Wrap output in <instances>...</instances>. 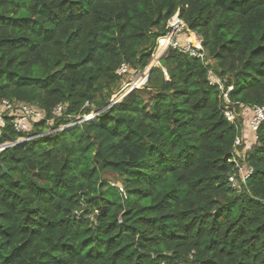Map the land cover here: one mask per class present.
<instances>
[{"label":"trees","instance_id":"obj_1","mask_svg":"<svg viewBox=\"0 0 264 264\" xmlns=\"http://www.w3.org/2000/svg\"><path fill=\"white\" fill-rule=\"evenodd\" d=\"M176 12L208 65L169 49L105 109ZM3 99L44 120L0 133V264H264V123L234 148L264 106V0H0Z\"/></svg>","mask_w":264,"mask_h":264},{"label":"built area","instance_id":"obj_2","mask_svg":"<svg viewBox=\"0 0 264 264\" xmlns=\"http://www.w3.org/2000/svg\"><path fill=\"white\" fill-rule=\"evenodd\" d=\"M161 47H164V49L160 53V55L162 54V56L166 54L169 49H173L189 58L200 60L203 64H205V66L208 65V62L206 61V54L202 46V39L198 36V34L187 29L186 24L179 17L178 12H176L175 15L168 21L167 32L161 39L158 40L157 48L155 50L154 55ZM154 55L152 57L151 62L153 61ZM159 59L160 58L157 59L154 65H158L157 62L159 61ZM146 69L142 72H137L140 73L137 76V81L140 78H142V81L136 89H138L139 87H143L146 83L147 77L146 75L144 76V72L146 71ZM116 74L121 78H125L127 76L126 74H128V68L125 65H122L119 70H117ZM134 84L135 82H132L131 84H126L123 88H121L119 92L127 90L126 88ZM210 85H216L219 87L220 91H223L221 83L212 74ZM232 89V87L228 88L227 91H225L223 94L224 100L226 102L224 116L230 123H234L236 121L235 114L230 109H228L227 105L229 103L228 94L232 91ZM127 93V91L123 92V94L125 95ZM86 106H88L87 103ZM63 110L64 107L62 105H58L53 109L51 114L52 116H54V118H60L63 116ZM91 114H93V112ZM94 114L96 115V112H94ZM84 118L86 117H83L82 119ZM39 120H44V116L42 112L38 109L23 104L11 102L6 99L0 100V133L4 130V128H6L8 123L12 127L13 131L21 136L19 140L14 142L12 145L27 142L33 139L35 136L30 135L31 125H33L36 121ZM52 121L53 119L50 122ZM263 123L264 106L253 107L251 110V117L248 121L246 129H239V127L237 128L240 132V136L236 138L234 148L236 149L243 145L245 139L248 137V144H244V146L246 149H249L250 146H252V142H255L257 140V131ZM61 128L63 129L65 127ZM9 146L10 145L0 146V151ZM235 152L238 157H241V159H243V154L241 152H237V149ZM233 162L236 164L240 179L237 180L236 176L232 175L228 178V183L233 191L239 192L242 188L241 184L245 185L247 179L252 174V168H249L247 171L245 170V167L243 165H239L235 159L233 160ZM112 186L116 187L120 193L124 194V190L121 186L114 184H112Z\"/></svg>","mask_w":264,"mask_h":264},{"label":"rangeland","instance_id":"obj_3","mask_svg":"<svg viewBox=\"0 0 264 264\" xmlns=\"http://www.w3.org/2000/svg\"><path fill=\"white\" fill-rule=\"evenodd\" d=\"M160 56H162V54L161 55H159L158 54V51H157V53L154 55V58H153V61L151 62V64H150V68L148 67L147 69H146V71L144 72V73H146L147 72V70L149 71V69H151L153 66H155L154 64L156 63V61H157V59L158 58H160ZM140 73H131L130 75H128V76H126L125 78H123V83H122V88L126 85V84H131L132 82H134V81H137L136 79H137V76L139 75ZM132 86H136V85H132ZM142 89V87H139L138 89ZM126 91H128V90H124V91H121V92H119V94H117V95H115L113 98H112V101H114L115 103L116 102H118L122 97H124L125 96V94H123V92H126ZM129 93V92H128ZM127 93V94H128ZM94 113V112H93ZM93 119H95V114L92 116V117H90L88 120H86V121H92ZM94 122V121H93ZM244 144H248V137L245 139V142H244ZM249 148V147H248ZM243 154V153H242ZM243 158V157H242ZM119 186V185H118Z\"/></svg>","mask_w":264,"mask_h":264},{"label":"bare ground","instance_id":"obj_4","mask_svg":"<svg viewBox=\"0 0 264 264\" xmlns=\"http://www.w3.org/2000/svg\"><path fill=\"white\" fill-rule=\"evenodd\" d=\"M164 49V47H161L159 50H158V54L160 55V53L162 52V50ZM149 68H150V66H149ZM147 72H148V70H147ZM147 72L146 73H144V76L147 74ZM137 80V79H136ZM141 81H142V78H140L138 81H134L135 82V85L136 86H139V84L141 83ZM94 115V113L93 114H91L90 116H87L86 118H84V121H86V120H88L90 117H92Z\"/></svg>","mask_w":264,"mask_h":264},{"label":"water","instance_id":"obj_5","mask_svg":"<svg viewBox=\"0 0 264 264\" xmlns=\"http://www.w3.org/2000/svg\"><path fill=\"white\" fill-rule=\"evenodd\" d=\"M158 63V62H157ZM149 71H150V69H149ZM149 71L147 72V74H146V77L148 76V73H149ZM117 103V102H116ZM114 101H110V103H109V106H107L105 109H107L108 107H110V106H112V105H114V104H116ZM99 115V112H96V115L95 116H98ZM84 121V119H80L77 123L79 124V123H82ZM2 151V150H1ZM4 172L5 173H7V171H6V169H4Z\"/></svg>","mask_w":264,"mask_h":264},{"label":"crops","instance_id":"obj_6","mask_svg":"<svg viewBox=\"0 0 264 264\" xmlns=\"http://www.w3.org/2000/svg\"><path fill=\"white\" fill-rule=\"evenodd\" d=\"M135 85V84H134Z\"/></svg>","mask_w":264,"mask_h":264}]
</instances>
